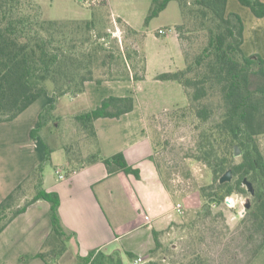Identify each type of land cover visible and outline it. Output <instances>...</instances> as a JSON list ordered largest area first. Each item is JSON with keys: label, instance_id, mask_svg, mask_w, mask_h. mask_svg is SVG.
Wrapping results in <instances>:
<instances>
[{"label": "trees", "instance_id": "1", "mask_svg": "<svg viewBox=\"0 0 264 264\" xmlns=\"http://www.w3.org/2000/svg\"><path fill=\"white\" fill-rule=\"evenodd\" d=\"M170 1L153 0L146 22L158 16ZM177 1L181 22L175 30L182 44L185 66L159 73L156 79L179 82L188 98L182 110L190 112L198 121L194 158L207 165L215 177L214 183L201 188L200 213L209 214L214 205L225 203L229 195L246 193L243 180L252 181L255 194L245 218L252 219L261 241L246 263L250 264L264 247V152L259 142L264 134V57L245 53L244 20L239 13L228 12V0ZM238 1L249 7L256 17H264V0ZM101 10L105 18L114 21L105 0ZM117 21L137 37V31L122 18ZM94 26L96 20L92 16L73 21L43 17L36 0L27 3L0 0V123L17 118L43 94L77 95L86 91L89 81L102 83L132 77L130 66L124 72H114L109 78L101 76V70L113 73L110 66L106 69V62L113 55L112 52L102 55L104 45L92 41ZM99 37L102 36L99 34ZM145 72L146 69L140 77L133 75L134 79L143 78ZM134 106V95H111L97 108L81 110L74 115V122L93 140L90 145L94 147L88 155H83L79 146L75 150L68 143L51 144L48 139L41 138L43 129L51 133L53 125L57 127L62 123V117L55 115L56 104L46 106L39 115L40 126L30 132L32 138L43 140L46 157L0 201V234L33 203L44 199L50 203L52 235L63 241L69 238L60 217V196L44 186L46 163L51 162L52 152L60 147L66 151L68 173L102 161L109 175L125 172L140 177V170L128 162L123 152L111 156L102 154L95 123L101 117H120ZM236 145L242 150L238 157L234 154ZM228 169L233 171L232 180L221 182V176ZM27 188L33 192L30 198L26 196ZM153 233V251L157 252L163 245L160 231ZM121 252L120 249L111 253L94 249L80 259L84 264H124L123 255L134 256L132 252ZM45 254L41 252L38 256L45 259ZM148 264L164 263L152 259Z\"/></svg>", "mask_w": 264, "mask_h": 264}, {"label": "crops", "instance_id": "2", "mask_svg": "<svg viewBox=\"0 0 264 264\" xmlns=\"http://www.w3.org/2000/svg\"><path fill=\"white\" fill-rule=\"evenodd\" d=\"M105 1L111 6L110 0ZM248 8L238 0H228V12L239 13L244 20L245 53L264 57V17H256ZM111 13L135 29L126 15L113 8ZM175 18L173 27L160 28L169 30L162 34L169 39L167 44H174L183 54L175 30L181 21ZM159 73L151 76L154 84L164 82L156 79ZM147 76L145 72L137 80L132 75L126 80L89 81L85 92L64 95L69 98L65 102L62 97L43 94L17 118L0 123V201L44 161L45 144L40 137L32 138L30 132L40 126L39 115L50 104L61 110L63 121H67L65 126L70 129L68 122L77 112L97 108L105 97L134 95L132 111L120 117H101L95 123L102 154L111 156L121 151L140 170V177L125 172L109 175L106 165L97 161L68 173L64 148L53 151L50 164L54 170L45 166L44 186L59 194L60 217L70 236L63 241L52 235L50 203L40 199L0 234V264H69L64 257L66 252L71 251L74 259H80L94 249L109 253L120 249L141 257L154 244V230L160 231L176 219V202L164 185L149 123L168 107L162 103V89L158 93L154 86L145 83ZM56 247L57 256H38L46 250L54 253ZM250 264H264V247Z\"/></svg>", "mask_w": 264, "mask_h": 264}, {"label": "rangeland", "instance_id": "3", "mask_svg": "<svg viewBox=\"0 0 264 264\" xmlns=\"http://www.w3.org/2000/svg\"><path fill=\"white\" fill-rule=\"evenodd\" d=\"M23 1L27 3L30 0ZM36 1L41 6L43 17L46 18L65 21L83 20L91 16L95 18L96 26L91 31V39L104 45L102 55L109 52L113 55L112 59L109 58L106 62V69L110 66L113 73L101 70L103 78H109L117 71L124 72L128 66L134 76L140 77L146 68L149 77L147 76L145 83H148L149 87L154 86L158 93L162 89V103L168 109L149 122L156 143L155 158L162 172L164 185L175 204L181 203L184 212L176 214V219L160 230L162 248L154 252V240V244L140 255L142 262H136L139 257L137 254L130 258L123 255L124 264H148L152 259H159L164 264H246L261 241V235L256 234L252 219L245 218L246 204L249 200L252 203L251 193L246 191L228 196L242 199V205L236 203L235 207H230L229 202L225 200L221 205H214L209 214L200 213L201 188L214 183L215 177L207 165L194 158L199 134L198 121L190 112L184 113L182 110L188 104V98L179 82L164 81L159 85L154 84L151 78L153 74L185 66L180 49L172 43L167 44L169 39L158 33L161 26H172L174 16L175 20L181 21L178 1L172 0L165 12L146 22L153 0H110L111 6L107 5L110 11L113 8L114 12L126 15L137 31V37H133L117 19L114 22L101 14L104 0ZM131 1L134 5L130 4ZM99 34L102 37H99ZM138 92L142 95L140 90ZM61 97L62 102L69 99ZM177 106L180 107L172 110ZM55 115L62 117L61 110L57 111L56 108ZM63 120L62 118L60 126H52L51 133L43 129L41 138L48 139L51 144L68 143L75 150L79 146L82 154L88 155L94 147L90 145L93 140L83 133L73 117L68 122L70 129L65 126L67 121ZM259 142L264 152V134L259 137ZM50 163L46 165L53 169ZM26 194L30 198L33 192L27 188ZM57 248L53 250L54 253L46 250V255L57 256ZM121 251L123 254L124 251ZM65 255L69 264H84L81 259H74L71 251Z\"/></svg>", "mask_w": 264, "mask_h": 264}, {"label": "water", "instance_id": "4", "mask_svg": "<svg viewBox=\"0 0 264 264\" xmlns=\"http://www.w3.org/2000/svg\"><path fill=\"white\" fill-rule=\"evenodd\" d=\"M235 156L238 157L242 154V150L240 149L239 145L235 146V152H234ZM233 178V171L232 169H228L220 178L221 182H225V181H231ZM243 184L247 187V190L251 193V195L253 196L255 194V188L254 185L252 183V181L248 180V178H244L243 180ZM251 206V201L249 200L246 204V209H248Z\"/></svg>", "mask_w": 264, "mask_h": 264}, {"label": "built area", "instance_id": "5", "mask_svg": "<svg viewBox=\"0 0 264 264\" xmlns=\"http://www.w3.org/2000/svg\"><path fill=\"white\" fill-rule=\"evenodd\" d=\"M95 2H99L98 0H94ZM114 22H116V20H114ZM169 32V30L168 29H164V28H160L159 30H158V33L159 34H167ZM175 210L178 212V213H183L184 212V210H183V206L181 205V203H177L176 205H175ZM148 218H150V217H148ZM143 260H142V258L141 257H138L137 259H136V262L137 263H140V262H142Z\"/></svg>", "mask_w": 264, "mask_h": 264}, {"label": "clouds", "instance_id": "6", "mask_svg": "<svg viewBox=\"0 0 264 264\" xmlns=\"http://www.w3.org/2000/svg\"><path fill=\"white\" fill-rule=\"evenodd\" d=\"M225 199H226V201L229 202V206L230 207H235L236 206V203H239L241 205L243 204V200L242 199H239V198H237L235 196L226 197ZM242 211H243V209L241 208V212Z\"/></svg>", "mask_w": 264, "mask_h": 264}]
</instances>
